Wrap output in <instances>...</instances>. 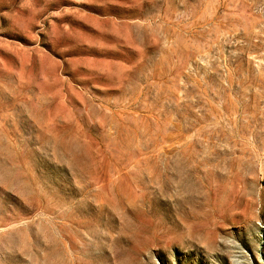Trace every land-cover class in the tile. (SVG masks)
I'll list each match as a JSON object with an SVG mask.
<instances>
[{"label":"rangeland","instance_id":"374dc122","mask_svg":"<svg viewBox=\"0 0 264 264\" xmlns=\"http://www.w3.org/2000/svg\"><path fill=\"white\" fill-rule=\"evenodd\" d=\"M0 264H264V0H0Z\"/></svg>","mask_w":264,"mask_h":264}]
</instances>
